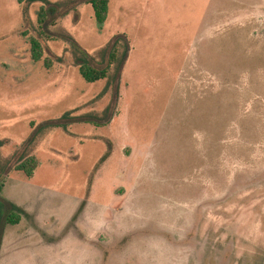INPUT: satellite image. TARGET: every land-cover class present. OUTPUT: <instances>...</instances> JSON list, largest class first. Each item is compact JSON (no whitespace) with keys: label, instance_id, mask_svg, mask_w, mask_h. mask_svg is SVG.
I'll list each match as a JSON object with an SVG mask.
<instances>
[{"label":"rangeland","instance_id":"1","mask_svg":"<svg viewBox=\"0 0 264 264\" xmlns=\"http://www.w3.org/2000/svg\"><path fill=\"white\" fill-rule=\"evenodd\" d=\"M50 1L0 0V264H264V0Z\"/></svg>","mask_w":264,"mask_h":264},{"label":"trees","instance_id":"2","mask_svg":"<svg viewBox=\"0 0 264 264\" xmlns=\"http://www.w3.org/2000/svg\"><path fill=\"white\" fill-rule=\"evenodd\" d=\"M18 1L19 2L25 1L27 3H31L37 0H18ZM39 1H41L42 3L40 4L37 10V17H36L37 26L40 32H43L45 35L50 37L51 35L45 33L48 12L50 9H52L49 8L47 4L48 3L52 4L53 2H51L50 0H39ZM86 1L91 3L95 21L97 25L100 27L107 16L108 0H86ZM30 43H31V56L33 59L37 60L42 55L41 43L34 36L30 37ZM121 46H122V51L118 53L119 47ZM127 50H128V43L125 36H123V34H117L109 44V50L107 52V58L105 64L100 65V64L92 63L91 61H89L86 55H84L82 52H80V50L77 49V47H75L76 57L74 62L78 65V71L82 76V78L87 82H92L97 79L107 77L109 75L111 67H113L115 70L116 68H119L126 56ZM44 59L46 63L51 62V59L47 56ZM70 112L71 111H65L59 117L53 118L50 121H46L47 123L45 124L50 126H62L65 128L68 123L67 119H71L72 117L70 115ZM104 112L107 113L105 110ZM101 116L102 115L96 116V117H100L101 119L100 122H96L94 120L95 117L94 119L89 117L85 121H90L95 124L105 123L108 120V117L106 119V116L105 117H101ZM1 143L2 141L0 140V144ZM37 164H38V160L35 157V155L27 154L19 158L14 163L13 168L23 171L26 176H31ZM6 168L7 167L5 164L0 165V191L3 185V181H2V177L4 175L3 173H5ZM10 205L17 209L16 210L13 209L9 213H7L5 215V219L8 222L14 223L18 220L20 216L19 212L22 213L23 210H21V208L16 206L15 204L10 203ZM3 212H4L3 202L0 199V214ZM0 230H1V221H0Z\"/></svg>","mask_w":264,"mask_h":264}]
</instances>
